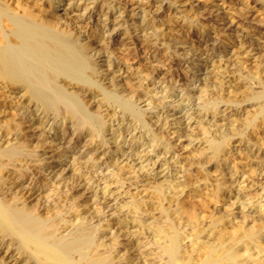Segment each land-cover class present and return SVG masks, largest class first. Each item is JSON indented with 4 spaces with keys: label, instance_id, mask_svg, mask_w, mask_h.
I'll return each instance as SVG.
<instances>
[{
    "label": "rangeland",
    "instance_id": "1",
    "mask_svg": "<svg viewBox=\"0 0 264 264\" xmlns=\"http://www.w3.org/2000/svg\"><path fill=\"white\" fill-rule=\"evenodd\" d=\"M20 1L36 12L47 11L41 14L58 21L60 28L67 26L72 36L88 45L87 52L96 65L92 77L97 87L86 88L80 96L92 112L97 111L105 128L102 137L90 140L86 133L78 134L70 119L64 121L59 116L56 120L54 115L44 119L21 92L9 90L7 96L0 97V121L9 125V136L12 135L8 138L12 143L24 139L41 160L9 167L11 196L30 204L37 201L41 210L59 208L62 220L67 222L91 221L100 228L103 241L115 243L120 256H132L133 264L159 262V249L153 244L157 238L150 235V222L163 221L164 210L174 216L178 215L177 210L182 213L179 228L186 236L182 245L187 251L201 240L192 236L195 227L190 222L194 216L204 236L210 235L213 222L216 234L264 221V113L258 112V102L247 94L250 88L259 91L261 81L264 82V55L260 51L264 44V0ZM102 88L131 97L148 121V130L139 128L132 118L109 104ZM218 142L220 149L215 153L212 150ZM133 202L139 204L137 210ZM188 217L193 220L184 222ZM129 243L134 247L127 250L125 244ZM0 248V256L4 254L0 264H26L13 247L0 244Z\"/></svg>",
    "mask_w": 264,
    "mask_h": 264
},
{
    "label": "bare ground",
    "instance_id": "2",
    "mask_svg": "<svg viewBox=\"0 0 264 264\" xmlns=\"http://www.w3.org/2000/svg\"><path fill=\"white\" fill-rule=\"evenodd\" d=\"M14 1H16V3H17L16 5L11 4V2H14ZM17 1H19V2H17ZM47 1H51V0H47ZM254 1L255 0H252L251 2L254 3ZM156 3H157V0H156ZM115 6H116V4H115ZM199 7H201V6H199ZM203 8H205V7H203ZM47 10H48V8H47ZM75 10H74V12H75ZM234 10H236V9H234ZM119 11H121V10H119ZM42 12L46 13L47 11L46 12L45 11H39V12L37 11L36 12L30 6H27L26 4L21 3L20 0H0V97L4 96L6 93H8L9 90L16 92V93L21 92L22 94L21 93L20 94L26 98L28 103H30L31 105H33L35 107V111L39 112V114L42 115V118H44V117L47 118L50 115H54L56 117V120H57V117L62 116L63 117L62 120L65 121L66 119H70L72 121V124L75 125L76 129L79 132L78 134L83 135L86 133L85 137H89L90 140L93 139L94 136H95V138L98 135L101 136V133L105 128V122H103V120L96 114V112H97L96 110H95L96 112L94 113L86 106L85 101H83L81 96H80L81 95L80 93H82V91L85 90L86 88L95 87V86L97 87V81L95 79H93V77H92V73L96 71V65H95L93 59L90 57V55L87 52L88 45L80 43L78 41L77 37L72 36L70 34V32L67 31L66 25H65L66 30H65V28L63 29L64 25L62 26V28H60L58 26V24H56L58 21L55 22L54 20H51V18L48 19V18L44 17L41 14ZM146 12H148V11H146ZM205 12H207V11L205 10ZM64 14H66V13H64ZM145 15H146V13H145ZM245 15H247V14H245ZM220 16H223V15H220ZM86 20H87V18H86ZM226 20H229V19L227 18ZM250 20L253 21V19H250ZM143 21H145V19ZM226 23H227V21H226ZM83 24H85V23H83ZM226 25H229V24H226ZM232 25H234V24H232ZM222 26H224V24ZM103 28H101V29H103ZM76 29L79 30L78 28H76ZM95 31H93V32H95ZM106 33H107V31H106ZM94 39H95V37H94ZM252 40H254V39H252ZM260 51H261L262 55H264V44H262V46L260 47ZM110 83H111V81H110ZM260 84H261V86H260L261 89L259 91H256V89H255V91H253L250 88L248 90L247 94H248V97L250 100H256V103L258 102V109L257 110L260 114H263L264 113V82L261 81ZM206 85H208V84H206ZM69 86H72V87H69ZM73 86H76L77 88L74 90ZM208 87H210V85ZM247 87H249V86H247ZM121 89H122V87H121ZM100 91H101L103 97L105 98V100L109 104L119 108V111L122 112L124 115H127L128 118L129 117L132 118L131 120L136 122L137 125L139 126V128H141V129L143 128L145 130L147 129L148 121L146 120L147 121V123H146V121L143 117V115H144L143 112L138 108L137 104L135 103V101L133 99H131V97H123L122 95H124V94L121 95L118 93L120 91H117V92L113 91V90L109 91V90H105L103 88L100 89ZM130 92H131V90H130ZM203 92H205V91H203ZM207 93L210 94V92H207ZM129 95L130 94H128V96ZM5 96H7V95H5ZM133 96L135 97V95H133ZM134 99H136V98H134ZM92 100H93V98H92ZM218 100H220V98H218ZM218 100H216V101H218ZM213 102H215V100ZM26 103H25V105H26ZM89 103H91V102L89 101ZM92 104H93V102H92ZM200 104H202V103H200ZM11 105H12V103H11ZM20 105H22V104H20ZM0 106H1V102H0ZM115 107H114V109H115ZM215 107H216V105H215ZM14 109H15V107H13V110ZM21 109H22V107H21ZM94 109H95V107H94ZM107 109H108V107H107ZM203 109H204V107H203ZM213 109H214V107H213ZM2 110H4V109H2ZM26 112H28V111H26ZM207 112L209 113V111H207ZM258 112H256V113H258ZM2 114H4V113H2ZM98 114L100 115V113H98ZM5 115H6V113H5ZM19 115H21V114H19ZM12 118L14 119V117H12ZM198 118H199V116H198ZM8 120H10V119H8ZM51 121H52V119H51ZM0 122H1V124H0V244L3 245V247H4V245H7L9 247L10 246L13 247L14 250L19 255H21L23 257L24 262L26 264H121L120 261H124V264H128V263L131 264L133 262V257L130 255L129 256H123V254L120 256L118 254L119 251L117 249V245L115 243H109V244L105 243L103 241V233L99 230L100 228L98 226L92 225L91 221L89 222L85 219H83L81 221L80 220L77 221V219H76L74 222H70V221L67 222L65 220H62L61 214H60V212H58L59 208L58 209H56V208L51 209V208L46 207V209L41 210L40 209L41 206H38L37 201H36V203H33V204L25 203V202H21L22 200L20 201V198H17L16 195L11 196L9 194L10 189L8 186V175H7V172L9 171L8 170L9 167L17 168L20 164L22 165V164L28 163L27 162L28 160H31L33 163L35 160L36 161L40 160L39 159L40 156H38L39 154L37 152L36 153L38 155L33 150H31L27 141H24V139H22V138H21L22 140L18 139L17 141L15 140L16 142L12 143L10 141V139L8 138L9 133H10V130L8 129L9 125L5 126L4 121H0ZM250 122H251V120H250ZM132 124L133 123H131V125ZM250 125H252V124H250ZM204 127H206V126H204ZM244 127H246V126H244ZM261 130H263V129H261ZM136 131H138V130H136ZM227 131H229V130H227ZM75 134H73V135H75ZM140 135H141V133H140ZM213 139L214 138H212V140ZM152 141L154 142L155 139H152ZM214 144L215 145H214L212 151H215V153L216 152L218 153V151L220 149L219 148V146H220L219 142H218V144L217 143H214ZM224 146L222 145V147H224ZM165 147H166V145H165ZM33 148H35V147H33ZM208 150H209V148H208ZM251 150H253V149H251ZM238 152H240V151H238ZM213 157L214 156H212V158ZM224 158H226V157H224ZM252 159H254V158L252 157ZM194 161H192V163ZM215 162H216V160H215ZM210 164H211V162H210ZM235 166H237V165H235ZM78 169H79V167H78ZM73 170H75V169H73ZM233 170H235V169H233ZM30 175H31V173H30ZM187 179H188V177H187ZM178 184H180V182ZM261 184H262V182H261ZM154 185H155V183H154ZM165 185H167V183ZM215 185H216V182H215ZM68 187H70V186H68ZM216 187H219V186H216ZM28 188H30V187H28ZM180 188H181V186H180ZM180 188L176 187L175 189H180ZM15 190H17V189H15ZM212 192H213V190H212ZM160 195H161V193H158L159 197H160ZM80 196L81 195H79V197ZM149 196H150V194H149ZM173 196L171 198H173ZM65 197H66V195H65ZM211 197H213V196H211ZM55 198H56V196H55ZM43 200H44V198H43ZM179 200H181V199H179ZM190 200H191V198H190ZM205 200H207V199H205ZM216 200H217V197H216ZM45 201H46V203H45V205H46L48 201L47 200H45ZM129 201H131V199ZM188 202H190V201H188ZM202 203H203V200H202ZM62 204H64V202H62ZM166 204H169V203H166ZM199 204L200 203H198V206H199ZM41 205H43V204L41 203ZM132 205L136 210L139 207V204L136 202H133ZM143 205H145V204L143 203ZM200 209H198V210H200ZM76 210H78V209H76ZM168 211H166V210L163 211V215H161L163 217V221L150 222V235H152V238L153 237L157 238L154 240L153 244H155L158 247L157 249H159L158 257L160 260H159V262H157L155 264H264V246H263L264 245V241H263L264 240V221L263 220L260 223H258V225H256V224L249 225V226L243 225V226H240L239 228H237V230H235V231L229 232L228 230L227 231L222 230V231H218V233H216V234L213 232L216 228V222H213L211 224V226L209 227V230H208L210 235L208 234L207 236H204L202 234L203 229L199 226L200 224L197 221L196 216H194L196 221L193 220L192 217H188L187 221L185 219L184 222L187 223L188 221L193 220L190 223L192 225H194V227H195L194 235L192 233L194 240L198 239V238L201 240H200V242H197L198 240H196L192 245V249L190 251H187L189 249L186 250L185 247H183L184 244L182 245V242H183L182 240L186 236H184V237L182 236L181 231H183V230L180 231V228H179V225H180L181 219H182V213L178 212V210H177L178 215L176 214V216H174L173 213H170V211L169 212ZM203 212L204 211H202V213ZM199 216H200V214H199ZM92 217H93V215H92ZM159 218H161V217H159ZM65 219H67V218H65ZM67 220H70V219H67ZM101 220H103V219H101ZM136 220H138V219H136ZM96 224H99V223H96ZM240 224H243V222ZM205 226H207V225H205ZM224 226H226V225H224ZM186 227H185V229H186ZM142 232H144V230H142ZM189 233H188V235H189ZM201 235H203V237ZM210 236H212V237L210 238ZM131 238H132V236H131ZM150 240H152V239H150ZM117 243H119V242H117ZM194 245H196V247H194ZM125 246L126 247L128 246L127 250H129L132 247H134V244L129 243V244H125ZM188 247H191V246H188ZM5 249H8V248H5ZM149 252L151 253V249ZM154 254H156V253H154ZM3 255L4 254H1V256H3ZM154 260H155V258H154ZM12 262H13V260H12Z\"/></svg>",
    "mask_w": 264,
    "mask_h": 264
}]
</instances>
